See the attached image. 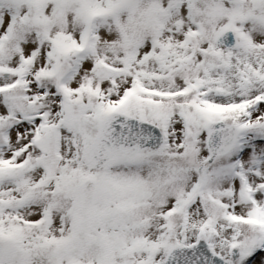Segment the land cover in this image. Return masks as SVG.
Returning a JSON list of instances; mask_svg holds the SVG:
<instances>
[{
  "label": "snow or ice",
  "instance_id": "6c2138e0",
  "mask_svg": "<svg viewBox=\"0 0 264 264\" xmlns=\"http://www.w3.org/2000/svg\"><path fill=\"white\" fill-rule=\"evenodd\" d=\"M0 264H264V0H0Z\"/></svg>",
  "mask_w": 264,
  "mask_h": 264
}]
</instances>
